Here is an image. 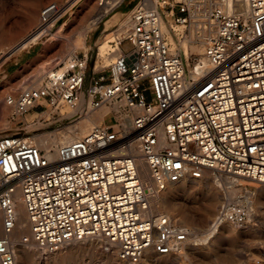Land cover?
Masks as SVG:
<instances>
[{
    "label": "built area",
    "instance_id": "2783aa9c",
    "mask_svg": "<svg viewBox=\"0 0 264 264\" xmlns=\"http://www.w3.org/2000/svg\"><path fill=\"white\" fill-rule=\"evenodd\" d=\"M214 1L158 0L148 6L139 0L130 28L109 42L107 55L115 58L95 65L90 79L89 51L75 52L39 87L8 96L21 114L44 100L51 118L67 116L62 108L78 109L83 100L86 111L104 105L118 110L105 116L114 122L59 145L55 160L30 136L0 135V264H16L18 191L39 249L97 238L136 264L147 251L177 253L189 240L175 216L153 209L152 200L168 184L206 173L264 184V0H246V12L227 11ZM161 6L177 11L178 22L200 20L208 31V65L196 64L199 59L187 64L172 49ZM190 66L198 79L189 76ZM134 143L136 153L130 151ZM140 160L150 177L142 175ZM253 192L244 185L239 196L225 199L210 231L251 223Z\"/></svg>",
    "mask_w": 264,
    "mask_h": 264
},
{
    "label": "rangeland",
    "instance_id": "374dc122",
    "mask_svg": "<svg viewBox=\"0 0 264 264\" xmlns=\"http://www.w3.org/2000/svg\"><path fill=\"white\" fill-rule=\"evenodd\" d=\"M68 1L70 0H43L40 6V10L42 11L39 10L38 23L30 25L27 20V9L32 0H0V94L4 97L3 102L8 96L17 98L20 91L24 88L40 85L49 72L60 68L62 66L61 63L67 60L75 52L89 51L90 59L87 73L88 78L90 79L94 75L93 67L96 64L100 65L97 67L100 68L101 66H104V64H109L111 61L109 60L106 62L98 57V45L103 40L115 38V35L121 31V29H119L121 21L131 14L133 7L139 2V0H123L116 5L105 16L103 21L98 25H95L89 31L90 33L87 37V45L89 49L86 50L84 47H79L74 51L69 52V54L67 52L68 45L72 44L77 35L78 30L76 29H78L80 23L78 20L80 16L79 14L83 11V8H85L86 0H79L72 10H68V7L70 4H73L74 1L69 5H66ZM153 1L158 3V0ZM50 4H57L58 7L51 19L45 21L42 12L44 7L46 8ZM161 11L166 19L178 28L180 27L181 32L179 36L182 40L187 37L191 38V29L190 25H188L190 23L178 22L177 11H175V14H170L168 7L162 6ZM43 23L44 26H42ZM63 24L67 25L66 29L62 31L60 37L55 39L53 45L47 47L49 41L58 34L60 25L62 26ZM184 24H186V26L182 28ZM48 25H50L49 30L46 31L39 40L28 46L20 47L21 43L29 39L31 35ZM191 45H200V39L196 36L189 42L190 50L188 55H186L184 50L179 46L171 44V47L183 57L187 64L190 62V64L193 65V63L199 59L200 55L198 52L191 49ZM30 46L36 48L34 52L37 51V55L28 63L21 65L15 72L6 74L3 71V65L12 61L20 51L28 49ZM73 47L74 46L71 45V48ZM64 108L66 110L68 109L67 107H63L62 109ZM104 109L105 108L98 110L97 113L104 116ZM51 113L50 108L46 104L34 107L27 113L21 115L16 112H10L5 120L0 117V135L19 134L30 136L35 142H37L35 136L58 132L83 119V117L75 118L68 115V117L65 116L63 118H51ZM112 121L114 122L112 116H108L105 119V122L107 123H111ZM88 131L82 135L86 134ZM203 178L197 179V181L194 182L191 181L190 184L192 186L190 185L191 189L188 190L189 192L177 194L175 199L168 200L165 205L161 206L155 203L154 199L152 200V206L155 211L171 213L182 225H189L190 229L195 236L197 235V237L209 229L219 206L225 200H222V198L219 199V202L215 205L213 216L208 220L206 218V213L212 209V198H207L203 194L199 195L194 192L195 187L203 180ZM180 180L173 182L171 187H181V183H179ZM248 181L249 180H243L242 183L252 186L255 190V183H250V181ZM262 200H264V198L261 199L259 207H255V211L257 212H255V216L252 217L251 223L243 226L233 224V227L240 232L238 236L223 238L221 240L222 242L220 241L215 250L210 254L202 247L193 251L188 248L183 254H181V256H179L176 264H255L257 258H264V201ZM195 236H193V239ZM90 244L92 248H90ZM31 246L35 247L34 251H32L34 252L33 256H26L20 261V264H131L119 257L118 251L115 247L110 250L109 254L113 261L108 259L105 255L107 249L106 246H109L108 241L104 242L99 239L88 241L86 243L73 242L48 253L40 251L34 244H31ZM88 249L93 251L90 252ZM201 249H203V251ZM149 253L155 255L153 252ZM169 256L170 258L174 257L173 255H168L167 257L169 258ZM144 260L145 259L142 258L136 264H149Z\"/></svg>",
    "mask_w": 264,
    "mask_h": 264
},
{
    "label": "bare ground",
    "instance_id": "6f19581e",
    "mask_svg": "<svg viewBox=\"0 0 264 264\" xmlns=\"http://www.w3.org/2000/svg\"><path fill=\"white\" fill-rule=\"evenodd\" d=\"M42 1L43 0H32V2L30 3V5L27 9V20H28L30 25H34V24L38 23L39 10H40V6H41ZM73 1H74V3L70 4ZM78 1L79 0L68 1L66 3V5L70 4L68 7V10H72ZM122 1L123 0H86L85 6H84L85 8H83V11H81V13L79 14L80 16H79L78 20L80 21V23H79L78 29H76V30H78L77 35L71 44L74 47L71 48V45H68V51L67 52L69 53L71 51H74L75 49H77L79 47H84V48H86V50H88L89 48L87 45V37H88V34L90 33L89 31L95 25H98L101 21H103L105 16L116 5H118ZM145 2L148 6H156L157 5L156 1H153V0H145ZM214 2L216 5L224 8L227 11H238V12H246L247 11V1L246 0H215ZM57 7H58L57 4H55V5L50 4L46 8L44 7L42 15L44 16L45 21L48 19H51V17L56 12ZM40 11H42V10H40ZM160 12H161L162 29H163L165 36L170 41V43L172 45L179 46L180 48H182L184 50L185 54L188 55L189 50H190L189 42L192 41L194 39V37L197 36L198 39H200V45H191V49L193 51L198 52V54L200 55L199 62L198 63L196 62V64L203 63L204 65H208V60H207V57L205 55V41H206V38L208 36V31L205 30L204 27L201 25L200 20H193V21H191L190 24H188V25H190V29H191V31H190L191 32V38L187 37L186 39L182 40L181 37L179 36V34L181 32L180 27L178 28L177 26H175L173 23H171L168 19L165 18L162 11H160ZM42 15H40V16H42ZM1 17H3V16H1ZM4 24H5V22H4ZM0 25H1V23H0ZM50 25H48V26L40 29L39 31L35 32L33 35L30 36L29 39H27L26 41L21 43L20 47L28 46L30 44H33L37 40H39L40 37L44 33H46V31L49 30ZM42 26H44V23L42 24ZM66 26H67L66 24H63L62 26L60 25V27H59L60 29H59L58 34L54 38H52L51 41H49V44L47 45V47L54 44L55 39L57 37H60V35L62 34V31L64 29H66ZM130 26H131V14L126 19H123L121 21L119 29H121V32L124 33V32H126V30H128L130 28ZM185 26H186V24H184V26H182V28ZM3 31H5V30H3ZM6 31H8V30H6ZM111 39L101 41V43L98 45V48H97L99 50L98 57L102 58L106 62H108L109 60H112L116 56V54L107 55V53L110 49L109 42ZM0 41H1V38H0ZM47 47H45V48H47ZM69 60L70 59L68 58L66 60V63ZM104 65H106V64H104ZM99 66L100 65L96 64V68ZM64 69L65 68H61L60 71H63ZM189 76L191 78H194V79H198V77H199L196 74V72L194 71L192 66H190ZM40 85H38L36 87H39ZM3 100H4V97L0 94V117L3 120H5L6 116L10 112H14V113L16 112L17 114L21 115V113L17 110L16 103H10L8 98H6L4 102H3ZM41 102L43 104H45L44 100H42ZM83 104H84V100L81 102V105L78 107V109L72 110V109L67 107L68 108L67 110L65 108L61 110L62 113L67 114L68 116H73L74 114H80L81 117H83L82 120H80L79 122H77L74 125L67 126L58 132L35 136L37 142H35V141L34 142L40 148L46 150V154L50 159L55 160L58 158L57 147L59 145L82 137L83 133H85L88 130L90 131L96 125L103 123L102 121L104 120V118L108 112H110L111 110H118V108L116 106L104 105L98 109H95V110L89 109L88 111H86ZM103 108H105L104 109L105 110L104 116H101L102 114L101 115L98 114L97 111L101 110ZM50 112H52L51 109H50ZM124 122L126 124L127 123L129 124L128 119H126ZM130 151L135 152V153L138 152V147H137L136 143L131 145ZM139 165H140V170H141L142 175L144 177H150V171H149L148 165L143 160H140ZM243 180H249L250 183H255V185H256L254 192L251 194V199L249 200L252 215L255 216V212H257V211H255V207L258 208L259 203L261 202V199L264 198V184H259L255 181L251 180V179H247V178H243V177H237V176H219V177H217L216 175H214L212 173H206L203 180L201 182H199V184L195 187L194 192L196 194H199V195L203 194L207 198H212V201H213L212 202L213 203L212 209L206 213V218L208 220L211 218V216H213L215 205L219 202L220 198H222V200L223 199H229V198L233 199L242 193V191L244 189V185H245L244 183H242ZM191 181L194 182V181H197V179L183 178L179 181V183H181V187H179V188L178 187L177 188L171 187L172 183L168 184L167 188L161 192L162 194L160 193L161 195L158 194L154 198V202L162 206V205H165L168 200L175 199V197H177L176 196L177 194L183 193V192L184 193L189 192L188 190L191 189L190 187L192 186L190 184ZM240 184H242L243 186H239ZM254 197H255V200H254ZM222 200H221V202H222ZM262 201H264V200H262ZM19 206H20V210H19ZM17 209H18V227H17L15 234H14V245H15V251H16V264H20V261H22L26 256L27 257L33 256L34 252H32V251H34L35 247H32L31 244L36 245V248H38V249H39V247L37 246L36 242L34 241L32 231H31L30 222H29L26 210H25V206L21 201V192L20 191L17 192ZM169 214H171V213H169ZM184 226H186L190 232L189 240L186 242V245L183 246L179 252L169 254V255H173L174 257L170 258V256H169V258H168L167 257L168 255L165 256V254H157V253H154L155 255H151L149 253L150 251H147L144 254V256L142 257L143 259H145L144 261H146L149 264H176L179 256H181V254H183L186 251V249H188V248L193 251L196 249L198 250L202 247L203 249H205V251L207 253L210 254L215 250L218 243L223 238L225 239V237L228 238L231 236H238V234L240 233L239 230H237L236 228L233 227L234 226L233 223H225L216 232H211L210 227H209V229L206 232L204 231L200 236L197 237V235L196 236L194 235V233L190 229L189 225L188 226L184 225ZM238 226H240V225H238ZM193 236H195L194 239H193ZM26 237H27L28 241H25ZM95 239H97V238H87L85 240L74 241V242L75 243H81V242L86 243L88 241H94ZM71 243H73V242H71ZM108 244H109V246H106L107 249H106L105 255L108 257V259L113 261V259L109 256L110 250L113 247H115L117 249L118 255H119V249L116 245H114L110 242H108ZM90 248H92L91 244H90ZM203 249H201V250L203 251ZM39 250L44 252V253L51 252L48 250H41V249H39ZM92 251H90V252H92ZM263 252H264V250H263ZM209 254H208V256H209Z\"/></svg>",
    "mask_w": 264,
    "mask_h": 264
},
{
    "label": "crops",
    "instance_id": "0c3cea01",
    "mask_svg": "<svg viewBox=\"0 0 264 264\" xmlns=\"http://www.w3.org/2000/svg\"><path fill=\"white\" fill-rule=\"evenodd\" d=\"M34 50H36V48L34 46H30L28 49L20 51L12 61L3 65V71L6 74L15 72L21 65L28 63L37 55V51L34 52ZM104 121L105 118L103 122Z\"/></svg>",
    "mask_w": 264,
    "mask_h": 264
}]
</instances>
